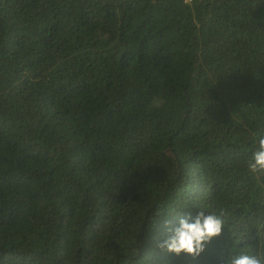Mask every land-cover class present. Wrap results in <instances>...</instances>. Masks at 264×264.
Segmentation results:
<instances>
[{
  "label": "trees",
  "instance_id": "16d2710c",
  "mask_svg": "<svg viewBox=\"0 0 264 264\" xmlns=\"http://www.w3.org/2000/svg\"><path fill=\"white\" fill-rule=\"evenodd\" d=\"M257 133L264 0H0V264L260 252ZM199 211V257L157 247Z\"/></svg>",
  "mask_w": 264,
  "mask_h": 264
},
{
  "label": "clouds",
  "instance_id": "9594fccd",
  "mask_svg": "<svg viewBox=\"0 0 264 264\" xmlns=\"http://www.w3.org/2000/svg\"><path fill=\"white\" fill-rule=\"evenodd\" d=\"M256 137L254 143H258V148L247 162V169L253 174L264 173V134L257 133ZM222 229L223 219L216 214L199 211L195 217L184 215L178 219L176 226L168 227L167 238L157 247L177 256L184 253L196 258L213 238L221 235ZM219 264H264V249L256 254L239 252L227 260L222 258Z\"/></svg>",
  "mask_w": 264,
  "mask_h": 264
},
{
  "label": "built area",
  "instance_id": "2783aa9c",
  "mask_svg": "<svg viewBox=\"0 0 264 264\" xmlns=\"http://www.w3.org/2000/svg\"><path fill=\"white\" fill-rule=\"evenodd\" d=\"M185 4L190 5L194 2V0H183Z\"/></svg>",
  "mask_w": 264,
  "mask_h": 264
}]
</instances>
